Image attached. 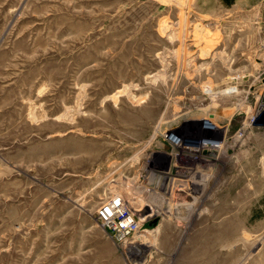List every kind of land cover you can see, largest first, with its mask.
I'll return each mask as SVG.
<instances>
[{
	"label": "rangeland",
	"instance_id": "obj_1",
	"mask_svg": "<svg viewBox=\"0 0 264 264\" xmlns=\"http://www.w3.org/2000/svg\"><path fill=\"white\" fill-rule=\"evenodd\" d=\"M263 105L264 0H0V264H264Z\"/></svg>",
	"mask_w": 264,
	"mask_h": 264
},
{
	"label": "built area",
	"instance_id": "obj_2",
	"mask_svg": "<svg viewBox=\"0 0 264 264\" xmlns=\"http://www.w3.org/2000/svg\"><path fill=\"white\" fill-rule=\"evenodd\" d=\"M96 214L101 224L119 241L142 228V221L127 206L123 194L119 192L109 195L99 204Z\"/></svg>",
	"mask_w": 264,
	"mask_h": 264
},
{
	"label": "bare ground",
	"instance_id": "obj_3",
	"mask_svg": "<svg viewBox=\"0 0 264 264\" xmlns=\"http://www.w3.org/2000/svg\"><path fill=\"white\" fill-rule=\"evenodd\" d=\"M152 212H154L155 211V209H153V210H151ZM141 218V217H140Z\"/></svg>",
	"mask_w": 264,
	"mask_h": 264
}]
</instances>
